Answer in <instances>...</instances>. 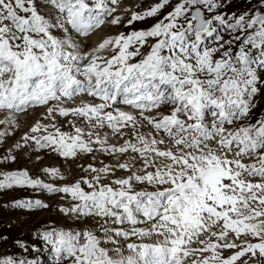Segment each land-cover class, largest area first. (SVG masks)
Masks as SVG:
<instances>
[{"label":"snow or ice","instance_id":"6c2138e0","mask_svg":"<svg viewBox=\"0 0 264 264\" xmlns=\"http://www.w3.org/2000/svg\"><path fill=\"white\" fill-rule=\"evenodd\" d=\"M0 264H264V0H0Z\"/></svg>","mask_w":264,"mask_h":264},{"label":"rangeland","instance_id":"374dc122","mask_svg":"<svg viewBox=\"0 0 264 264\" xmlns=\"http://www.w3.org/2000/svg\"><path fill=\"white\" fill-rule=\"evenodd\" d=\"M47 163H51V164H55L56 161L55 160H50V161H47ZM16 195H30L29 193H16ZM42 218V216H38L37 219H40Z\"/></svg>","mask_w":264,"mask_h":264}]
</instances>
